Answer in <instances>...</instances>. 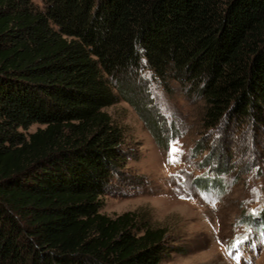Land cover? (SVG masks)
Returning a JSON list of instances; mask_svg holds the SVG:
<instances>
[{"label":"trees","instance_id":"trees-1","mask_svg":"<svg viewBox=\"0 0 264 264\" xmlns=\"http://www.w3.org/2000/svg\"><path fill=\"white\" fill-rule=\"evenodd\" d=\"M41 3L0 0V264H160L163 228L100 212L127 162L106 109L165 149L145 78L201 101L204 129L264 123V0Z\"/></svg>","mask_w":264,"mask_h":264},{"label":"rangeland","instance_id":"rangeland-1","mask_svg":"<svg viewBox=\"0 0 264 264\" xmlns=\"http://www.w3.org/2000/svg\"><path fill=\"white\" fill-rule=\"evenodd\" d=\"M32 2L42 7L41 0ZM145 80L139 86L151 94L168 147L157 144L126 102L106 109L124 132L127 162L100 212L110 217L135 212L148 225L163 228L167 254L160 264H237L227 249L244 235L249 239L241 246L239 264H264V123L247 119L204 129L201 101L188 98L177 83L166 92ZM173 141L181 154L178 163L169 164Z\"/></svg>","mask_w":264,"mask_h":264},{"label":"snow or ice","instance_id":"snow-or-ice-1","mask_svg":"<svg viewBox=\"0 0 264 264\" xmlns=\"http://www.w3.org/2000/svg\"><path fill=\"white\" fill-rule=\"evenodd\" d=\"M178 142L177 141H173L170 146H169V159H168V163L169 164H175L179 162L180 159V148L177 147ZM178 175V174H177ZM252 192L255 194L257 192V190L255 188L252 189ZM183 198V197H181ZM212 206L215 207L216 205V201L212 200L211 201ZM247 203V202H245ZM257 213L255 211L252 212V215H256ZM250 231V229L248 230ZM249 239L248 235H244V236H237L235 238V241L231 244V246L227 249V254L229 255V257L235 259L237 261V264H239L240 259H241V246ZM233 249L235 250V255L233 256Z\"/></svg>","mask_w":264,"mask_h":264}]
</instances>
